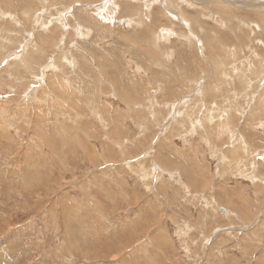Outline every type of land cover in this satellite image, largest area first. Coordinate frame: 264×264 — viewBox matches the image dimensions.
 I'll use <instances>...</instances> for the list:
<instances>
[{
    "label": "rangeland",
    "instance_id": "374dc122",
    "mask_svg": "<svg viewBox=\"0 0 264 264\" xmlns=\"http://www.w3.org/2000/svg\"><path fill=\"white\" fill-rule=\"evenodd\" d=\"M0 264H264V0H0Z\"/></svg>",
    "mask_w": 264,
    "mask_h": 264
},
{
    "label": "bare ground",
    "instance_id": "6f19581e",
    "mask_svg": "<svg viewBox=\"0 0 264 264\" xmlns=\"http://www.w3.org/2000/svg\"><path fill=\"white\" fill-rule=\"evenodd\" d=\"M220 9V8H219ZM224 14V13H223ZM263 14V13H262ZM226 15V14H225ZM254 68V67H253Z\"/></svg>",
    "mask_w": 264,
    "mask_h": 264
},
{
    "label": "water",
    "instance_id": "95a60500",
    "mask_svg": "<svg viewBox=\"0 0 264 264\" xmlns=\"http://www.w3.org/2000/svg\"><path fill=\"white\" fill-rule=\"evenodd\" d=\"M223 212H224V210H223Z\"/></svg>",
    "mask_w": 264,
    "mask_h": 264
}]
</instances>
